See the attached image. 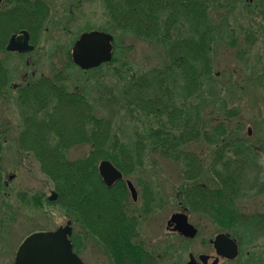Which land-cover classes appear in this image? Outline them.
Wrapping results in <instances>:
<instances>
[{
    "label": "trees",
    "instance_id": "trees-1",
    "mask_svg": "<svg viewBox=\"0 0 264 264\" xmlns=\"http://www.w3.org/2000/svg\"><path fill=\"white\" fill-rule=\"evenodd\" d=\"M102 2L116 30L163 51L162 66L130 76L126 85L117 86V96L112 87L106 92L111 104L124 111L130 120L144 121L145 129L143 126L142 131H134L133 142H123L111 119L97 115L86 94L66 90L67 78L61 69L53 71L51 77L30 80L29 85L23 84L17 90L14 101L20 112V125L16 128L18 148L35 157L41 172L54 184L58 196L55 204L79 228L72 237L76 252L79 240L91 239L111 253L115 264H153L144 245L137 240V227L143 216L157 208L154 198L143 196V208L139 209L138 202L129 199L123 182L111 188L105 186L98 164L109 160L131 175L143 168L149 154L175 161L184 179L204 177L205 181H186L184 186L195 187L182 189L186 193L182 198L184 204L191 202L194 209L213 210L214 218L222 224L218 196L223 185L230 184L227 179L234 178L231 173L237 166H226L232 172L224 176L217 163L224 148L229 153L244 152L246 143L237 141L236 134L229 130L237 109L229 108L226 89L212 73L215 46L225 41H230V47L235 45L233 39L225 37L227 32L222 23L226 25L227 21L213 19L214 12L227 8L230 0ZM250 37L247 34L245 45L254 41ZM115 61L113 58L110 65ZM114 73L121 74L119 69ZM6 82V73L0 71L1 100L7 95ZM239 126L237 123V130ZM0 132L5 133L1 125ZM199 140L212 146L217 157H201L187 150L189 144ZM82 144L89 147L88 154L69 159L68 150ZM230 162L234 160L227 158V163ZM205 170L212 173L205 174ZM210 179L216 189L206 194L208 189L200 185L209 186ZM143 194L151 195V191L143 188ZM28 197L23 200L37 201L35 196ZM204 198L210 202L204 204Z\"/></svg>",
    "mask_w": 264,
    "mask_h": 264
},
{
    "label": "rangeland",
    "instance_id": "rangeland-1",
    "mask_svg": "<svg viewBox=\"0 0 264 264\" xmlns=\"http://www.w3.org/2000/svg\"><path fill=\"white\" fill-rule=\"evenodd\" d=\"M44 1L50 7L51 14L41 28L35 51L28 56V64L25 58L0 53V58L11 69L10 86L22 83L25 74L26 79L36 80L42 76L51 77L53 71L64 69L66 90L86 94L95 113L111 119L119 138L125 143L133 142L134 131H142L143 126L145 129L144 121L136 123L130 120L124 111L110 103V96L106 92H110L112 87L113 94L117 96V86L121 88L126 85L130 76L138 72L145 74L162 66L165 63L162 49L116 30L110 24L102 0ZM213 16L216 21H227L226 25L221 22L223 30L227 32L225 37L233 39L235 45L230 47V41H225L215 46L212 73L218 84L226 89L229 108L237 109L236 118L229 122V130L236 134L234 138L242 139L249 148L244 177L247 180L241 186L236 204L245 213H264V0H230L227 8L215 11ZM89 30L113 36V58L116 60L113 64L109 62L98 69L83 71L70 61L73 43L82 32ZM247 34L254 39L250 45L243 42ZM116 69L120 70V76L114 73ZM15 95L10 88L6 98L0 99V125L5 132L0 134V201L4 203L0 264H13L18 246L32 232L52 231L69 220L60 205L47 202L55 191L54 184L41 172L35 157L18 148L16 128L20 125V112L14 101ZM237 123L240 124L238 130ZM187 150L207 158L216 154L213 147L202 140L189 144ZM88 151L89 147L82 144L71 147L67 156L75 160L88 154ZM223 153L230 154L225 148ZM146 160L140 171L125 176L137 190L139 209L143 208L142 197H146L143 188L151 191V198L157 204L153 213L140 219L137 240L147 251L160 257L158 264H187L189 254L196 259L200 254H214L209 240L223 230L209 217H214L213 210L209 215L194 212L193 208L186 212L189 222L198 229L195 238L166 234V222L173 213L182 210L177 204L176 194L182 191L186 182L177 162L166 160L159 154H149ZM257 181L260 184H256ZM207 184L215 188L211 179ZM25 196L28 199V196H35L37 201L23 200ZM72 227L74 233L78 234L79 228L73 222ZM247 227H239L237 234L241 241L244 239L239 257L234 262L221 264H246L248 262L244 257L247 251L252 253L264 246V231H255L251 225ZM77 245V254L84 264L114 263L111 253L100 243L81 239Z\"/></svg>",
    "mask_w": 264,
    "mask_h": 264
},
{
    "label": "flooded vegetation",
    "instance_id": "flooded-vegetation-1",
    "mask_svg": "<svg viewBox=\"0 0 264 264\" xmlns=\"http://www.w3.org/2000/svg\"><path fill=\"white\" fill-rule=\"evenodd\" d=\"M72 6V5H71ZM70 11V10H69ZM51 14V9L50 7L46 4L44 0H0V53L3 54H8L10 56L14 55L17 56L18 58H25L26 64H28V56L32 54L35 49H36V41L39 36V33L41 31V28L43 25H45L47 18ZM93 30L89 31H84L81 33V35L85 32H91ZM22 32H26L28 34V44L32 45L34 47L33 50L25 53H19V52H10L7 51L6 48L9 44V41L11 40L12 37L14 36H19L21 35ZM80 37V36H79ZM78 37V38H79ZM77 38V39H78ZM76 39V40H77ZM75 40V41H76ZM5 60L0 58V71H3L7 75V82L4 83V89H6V93L8 90L11 88L15 93H17V90L23 85H29V79H26L27 75L25 74L22 77L23 82L18 83V84H13L10 86L9 84V78L11 75V69L6 66ZM34 76V73H32V77ZM43 77V76H42ZM34 79V78H32ZM4 91V90H3ZM4 96V95H3ZM250 134V132L248 133ZM237 141H242V139H236ZM17 142V140H16ZM226 149V148H225ZM243 149L245 150L244 152H234L230 154H225L220 155L221 161L217 163L219 165V171L225 176L229 171L232 172L231 169H227L226 166L232 165V166H237V169L235 168L233 172L231 173V176L234 175V178H228L227 181L230 182V184L223 185L221 188L220 194L218 196L219 199V204L222 206V212H220L221 216V225H230V226H221L223 232L217 234L213 239L209 240V245L213 248L214 254L208 255V254H200V255H205L208 256L209 260L208 263H212L214 260H218L217 264L221 263H230L234 262L240 254V249L243 246L244 239L241 241L240 238H238L237 234L239 232V227H247V225H251V229L260 230L264 231V213H258V212H252V213H245L240 210V207L238 204H236V199L240 198L239 194L241 192V186L244 184V180H247L245 177V172H246V167H247V162H248V146L245 143V146H243ZM201 157H204L202 154H197ZM212 158H216L217 155L212 154ZM227 158H232L234 162L227 163ZM206 172V170H205ZM122 173V178L117 182H123L126 187L128 180L125 179V176H127L124 172ZM208 173H212V171H208ZM183 178V176H182ZM183 181H199L200 183H203L201 181L203 180V177L198 178L196 180H186L183 178ZM185 184V183H184ZM256 184H260L258 181ZM6 185V184H5ZM200 186L205 187L208 189L207 193H210L213 189H216L211 187V186H204V184H201ZM195 186L193 185H185L183 186V189L191 190L194 189ZM254 187H257L255 185ZM182 189V188H181ZM129 190V189H128ZM189 194V193H188ZM129 197L131 198L130 192H128ZM186 196V193L183 191H180L176 194V199H177V204L180 208H182L181 211H177L174 214H184L187 216L188 223L189 222V217L186 212H189L190 208H193L191 202L187 205L184 204L182 201V198ZM139 197V196H138ZM148 199L151 198V195L148 194L146 195ZM214 197H216V194L214 193ZM48 202V201H47ZM210 201L208 199L204 198V204L209 203ZM137 203V202H136ZM6 205V204H5ZM157 205V204H156ZM4 206V203L0 201V231H2V217L1 214L4 212L2 208ZM130 208V207H129ZM156 207L154 208V210ZM194 209V208H193ZM192 209V210H193ZM133 212V210H131ZM194 212H200V213H206L209 215L210 210H205V211H199V209H194ZM154 211L150 212L153 213ZM172 215L170 216L169 219H171ZM209 217L215 221L216 223L220 224L217 222V220L212 217V215H209ZM191 224V223H190ZM175 224H171L168 226V221L166 222V227L165 231L168 236H173V235H178L179 237L180 234L177 231H174ZM194 226V225H193ZM138 228V227H137ZM198 230V229H197ZM34 233V232H32ZM31 233V234H32ZM218 235H225L229 239L233 240L236 244L237 247V253L235 257L229 258L226 256H217L216 251L214 249V246L212 245L211 241L214 240ZM184 238V237H183ZM19 247V246H18ZM145 247V246H144ZM18 250V248H17ZM145 251L149 254L150 259L152 260L153 264H158L159 261V256H155L153 253L150 251H147L145 248ZM17 252V251H16ZM0 253L1 250H0ZM16 255V254H15ZM192 254H189V256ZM199 255V256H200ZM112 256V255H111ZM193 256V255H192ZM198 256V257H199ZM113 257V256H112ZM194 257V256H193ZM197 257V259H198ZM195 260H197L194 257ZM244 259H246V264H263L264 263V246L259 250H255V252H249L247 251ZM15 260V257H14ZM198 261V260H197ZM14 264V262H13ZM115 264V261L114 263Z\"/></svg>",
    "mask_w": 264,
    "mask_h": 264
},
{
    "label": "water",
    "instance_id": "water-1",
    "mask_svg": "<svg viewBox=\"0 0 264 264\" xmlns=\"http://www.w3.org/2000/svg\"><path fill=\"white\" fill-rule=\"evenodd\" d=\"M113 37L107 33L93 31L84 33L75 42L71 57L73 63L82 70H90L99 67L103 63L112 60ZM11 52L25 53L34 49L28 44V34L22 32L9 41L6 48ZM99 175L107 187L121 179V172L109 161L102 160L98 165ZM133 201L137 200V192L131 182L127 183ZM56 194L52 192L50 201H55ZM175 224L173 230L185 238L193 239L197 235V229L188 223L184 214H174L168 221V226ZM72 235L71 222L54 231L39 232L30 235L20 245L15 257V264H84L73 252L70 237ZM217 256L235 257L237 247L233 240L225 235H218L211 241ZM196 262L192 255L187 264H217L218 260L208 263V256L200 255Z\"/></svg>",
    "mask_w": 264,
    "mask_h": 264
}]
</instances>
